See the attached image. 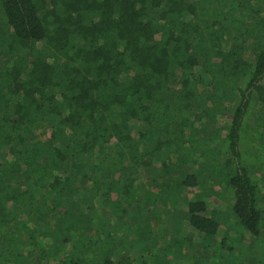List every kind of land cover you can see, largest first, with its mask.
<instances>
[{
  "label": "trees",
  "instance_id": "trees-1",
  "mask_svg": "<svg viewBox=\"0 0 264 264\" xmlns=\"http://www.w3.org/2000/svg\"><path fill=\"white\" fill-rule=\"evenodd\" d=\"M254 109L264 0H0V264H264Z\"/></svg>",
  "mask_w": 264,
  "mask_h": 264
},
{
  "label": "rangeland",
  "instance_id": "rangeland-1",
  "mask_svg": "<svg viewBox=\"0 0 264 264\" xmlns=\"http://www.w3.org/2000/svg\"><path fill=\"white\" fill-rule=\"evenodd\" d=\"M249 129L242 130L241 133V139L239 141V147L241 152L243 153L245 151L246 159H250L252 161H247L250 163L251 166L255 165V168L257 165H261L263 162L264 165V156L260 157L258 156V151L261 148L259 145H257V138L264 139V129L262 128L264 123V118H262L257 109H254L251 113V117H249ZM258 123V124H257ZM225 122H223L222 125H224ZM261 136V137H260ZM224 161V156L221 157V162ZM260 168V167H259ZM262 171V167H261ZM260 172H257L256 175H259ZM144 180L148 181V186H151V181H149L147 175L143 173ZM229 192V191H226ZM190 256L196 255V253H189Z\"/></svg>",
  "mask_w": 264,
  "mask_h": 264
}]
</instances>
